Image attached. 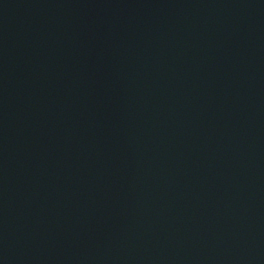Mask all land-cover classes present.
Listing matches in <instances>:
<instances>
[{
  "label": "water",
  "instance_id": "95a60500",
  "mask_svg": "<svg viewBox=\"0 0 264 264\" xmlns=\"http://www.w3.org/2000/svg\"><path fill=\"white\" fill-rule=\"evenodd\" d=\"M0 264H264V0H0Z\"/></svg>",
  "mask_w": 264,
  "mask_h": 264
}]
</instances>
